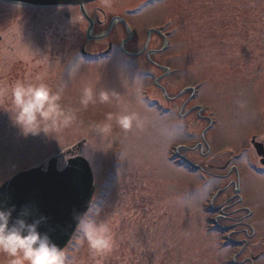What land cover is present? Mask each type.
Instances as JSON below:
<instances>
[{"label":"rangeland","instance_id":"rangeland-1","mask_svg":"<svg viewBox=\"0 0 264 264\" xmlns=\"http://www.w3.org/2000/svg\"><path fill=\"white\" fill-rule=\"evenodd\" d=\"M97 7L107 16L139 7L129 20L141 39L149 25L170 35L175 47L162 57L178 73L168 85L199 89L189 106L206 107L199 114L212 117L213 125L194 117H159L142 96L151 81L124 70V64L75 62L85 26L77 13L0 3V86L41 74L53 90H64L67 106L78 109L76 122L57 141L44 134L23 136L0 110V185L53 156L61 167L72 153L92 169L90 214L119 220L117 247L104 264H264V254L248 261L249 254L264 253V175L249 146L254 134L264 144V0H106ZM86 84L119 94V103L82 107ZM125 107L141 116L143 130L125 133L114 126L111 136L101 135L97 125ZM205 127L210 151L201 156L194 142ZM227 160V167L239 169L238 200L229 187L233 174L226 180L206 174L205 164ZM193 163L206 173L193 170ZM79 235L64 249L67 264H93L86 246L76 243Z\"/></svg>","mask_w":264,"mask_h":264},{"label":"clouds","instance_id":"clouds-1","mask_svg":"<svg viewBox=\"0 0 264 264\" xmlns=\"http://www.w3.org/2000/svg\"><path fill=\"white\" fill-rule=\"evenodd\" d=\"M120 95L115 92L100 90L97 92L91 85H85L79 98V104H109ZM0 110L6 111L14 126L23 136L44 134L57 141L60 133L76 122L78 109L64 103V90L53 88L46 77L37 74L34 77L17 79L0 86ZM114 126L122 132L133 129L142 131L144 120L136 111L126 107L118 113H108L106 121L97 125L103 136H111ZM15 209H0V264H67L68 257L63 248L54 243L46 233L38 231L39 225L46 219L41 217L32 223L17 218L12 221ZM89 211L76 217V243L86 246L93 264H104L105 258L117 247L116 229L119 220L115 217L99 219ZM80 264H85L81 261Z\"/></svg>","mask_w":264,"mask_h":264},{"label":"flooded vegetation","instance_id":"flooded-vegetation-1","mask_svg":"<svg viewBox=\"0 0 264 264\" xmlns=\"http://www.w3.org/2000/svg\"><path fill=\"white\" fill-rule=\"evenodd\" d=\"M102 1L106 0L88 3L84 6V12L91 23L83 17L78 6L60 8L68 9L70 12L77 13L80 21L85 25L82 33L83 41L79 46L77 56L74 57V61H80V63L87 64L104 63L109 61H111L114 65L124 64L125 67L122 66L124 70L128 69L129 71H127L135 74V76H139L141 78L145 77L151 81V83L146 85L149 89H146L145 87L146 91L142 93V96L147 103V106L154 109L159 117L175 116L180 120H186L188 117H194L198 122H206L207 120L209 122V125L207 126L210 127L211 122L209 118L205 115L201 116L199 114L200 112L205 113L204 107L200 104L189 106L190 102L198 100L199 89L186 86L181 87L179 90H176L175 88L172 90L168 85V78L172 74L178 73L175 68L171 69L169 65L171 59L162 57V55L167 53V51L175 47L171 38H169L170 35L159 25H149V27L145 29L144 37L141 39V30H139L137 26L132 27L129 18L135 17L139 13V7L144 8L145 4L142 3L138 8L131 9L124 14L117 13L107 16L101 8L97 7V5L102 3ZM150 3L151 2H149V5ZM92 10H96L100 18L98 15L95 16V14H91ZM66 19L69 21L71 16L67 14ZM118 29L125 33L124 37L116 36V31ZM140 40H142L140 48L138 50H134V47L138 45V41ZM131 43L136 44L131 45ZM91 47H94V49H90ZM141 59L145 62L144 66L139 65V61L141 62ZM206 127L201 130L200 142H194L195 151L201 150V156H203L202 150H206L204 155L210 151L207 147L206 141L203 139L207 129ZM252 137L255 138V141L261 142L258 135L254 134L250 137V139ZM228 165L229 160L225 161L223 165L205 164V167L210 171V173H206L203 169L204 167L194 163L192 167L194 170L206 173L210 177L220 180H226L233 174L235 180L231 182L229 187L232 186L236 189L239 187V169L237 167V169L235 167H227ZM259 166L261 168L259 173L264 175V167L261 165ZM226 168H228L227 171L222 173V171H225ZM233 198L237 200L235 191ZM260 254L263 253L259 252L254 256L249 254L248 261L254 259L255 257L259 259L260 256H262Z\"/></svg>","mask_w":264,"mask_h":264},{"label":"water","instance_id":"water-1","mask_svg":"<svg viewBox=\"0 0 264 264\" xmlns=\"http://www.w3.org/2000/svg\"><path fill=\"white\" fill-rule=\"evenodd\" d=\"M98 0H0L2 3L34 8L78 6ZM260 163L264 165V148L251 141ZM94 192L93 177L85 159L73 157L58 170L56 157L47 161L45 170L37 166L19 172L0 186V209H15L12 221L26 219L28 223L46 218L38 228L64 248L77 226L76 217L85 214Z\"/></svg>","mask_w":264,"mask_h":264}]
</instances>
